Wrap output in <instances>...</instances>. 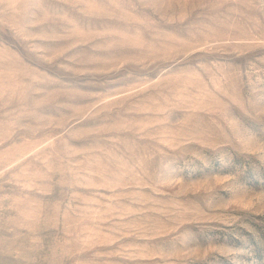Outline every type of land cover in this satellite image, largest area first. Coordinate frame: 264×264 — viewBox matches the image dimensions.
<instances>
[{"label":"rangeland","instance_id":"rangeland-1","mask_svg":"<svg viewBox=\"0 0 264 264\" xmlns=\"http://www.w3.org/2000/svg\"><path fill=\"white\" fill-rule=\"evenodd\" d=\"M0 264H264V0H0Z\"/></svg>","mask_w":264,"mask_h":264}]
</instances>
